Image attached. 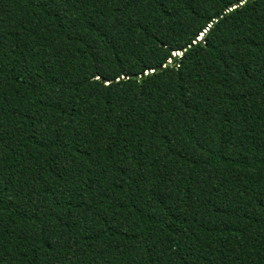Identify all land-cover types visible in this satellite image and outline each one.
I'll return each mask as SVG.
<instances>
[{
	"label": "trees",
	"instance_id": "trees-1",
	"mask_svg": "<svg viewBox=\"0 0 264 264\" xmlns=\"http://www.w3.org/2000/svg\"><path fill=\"white\" fill-rule=\"evenodd\" d=\"M221 3L0 0V264H264V0Z\"/></svg>",
	"mask_w": 264,
	"mask_h": 264
},
{
	"label": "snow or ice",
	"instance_id": "snow-or-ice-1",
	"mask_svg": "<svg viewBox=\"0 0 264 264\" xmlns=\"http://www.w3.org/2000/svg\"><path fill=\"white\" fill-rule=\"evenodd\" d=\"M247 0H222L220 5V12L235 14V10L241 8ZM219 17H217L218 19ZM212 17H208V23L202 26L201 30L193 32L188 39L181 45L162 44L161 47L165 49L164 54L152 61L143 62L142 67L136 69L134 72L128 68H122L120 73L115 75L105 74L102 69H97L93 76L95 81L99 83L96 85L97 90L101 88L107 89L112 85H116L119 80H128L130 77L137 80H152L156 79L160 73H166L168 65L174 64L179 66L187 59L186 53L189 49L196 47L199 44L206 43L207 34L210 31H215L218 24L215 25Z\"/></svg>",
	"mask_w": 264,
	"mask_h": 264
}]
</instances>
